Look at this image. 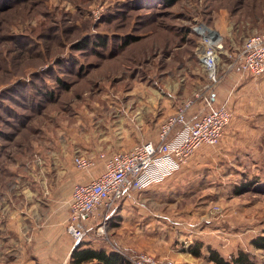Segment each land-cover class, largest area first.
<instances>
[{"label": "rangeland", "instance_id": "374dc122", "mask_svg": "<svg viewBox=\"0 0 264 264\" xmlns=\"http://www.w3.org/2000/svg\"><path fill=\"white\" fill-rule=\"evenodd\" d=\"M199 33L221 41L216 90L232 118L220 142L181 170L192 174L183 204L195 211L161 237L176 242L201 220L226 259L244 252L264 264L254 243L264 237V75L231 68L264 33V0H0V205L53 227V264H71L75 242L62 223L73 188L103 172L99 156L130 150L114 141L141 132L131 126L143 114L158 133L189 101L188 120L204 112ZM78 154L95 167L77 170ZM92 222L83 242L114 250L111 228L121 221L109 219L102 233Z\"/></svg>", "mask_w": 264, "mask_h": 264}, {"label": "built area", "instance_id": "2783aa9c", "mask_svg": "<svg viewBox=\"0 0 264 264\" xmlns=\"http://www.w3.org/2000/svg\"><path fill=\"white\" fill-rule=\"evenodd\" d=\"M199 36L203 43L200 61L209 85L206 93L196 98L202 97L204 112L199 118L188 120L187 110L195 105V100L189 101L162 125L156 142L148 141L128 151L99 156L103 172L88 183L77 184L71 193L66 230L75 242L74 247L84 241L92 221L101 220L97 232L102 233L120 203L134 201L147 187L164 183L180 172L200 148L217 145L222 139L232 118L227 101L221 102L216 90L221 80L222 44L207 33ZM231 68L252 77L264 75V33L253 35L244 43ZM73 162L82 172H89L96 164L79 154ZM114 250L130 264H163L148 253L129 254L118 247Z\"/></svg>", "mask_w": 264, "mask_h": 264}, {"label": "crops", "instance_id": "0c3cea01", "mask_svg": "<svg viewBox=\"0 0 264 264\" xmlns=\"http://www.w3.org/2000/svg\"><path fill=\"white\" fill-rule=\"evenodd\" d=\"M145 115L137 120L132 119L135 120V125L131 127L140 126L141 132L132 128L130 139H116L115 147L128 150L137 144L158 140L160 130L158 133L157 131L152 133L149 119L145 118ZM162 120L159 119L157 122ZM191 175L189 170L180 171L160 185L147 187L136 195L134 201L120 203L110 218L113 223L121 221L119 226L111 228L117 247L129 254L149 253L160 259L163 264H215L210 261V251L221 252V249H216V243L219 244L220 240L208 236L211 231L201 220H198L200 224L198 228H192L191 232H179L176 242H173L172 238L161 237L160 230L172 231L173 227H178L176 222L184 221L195 211L192 205L183 204V198L190 192L187 184ZM90 176L92 180L98 175ZM22 213L21 205H0V264H53V227L47 230L48 226L45 224L39 228L42 225L36 218L31 219ZM34 213L35 216L38 213L37 206ZM67 219L68 217L62 223L65 231ZM43 228L45 230H42ZM87 242H83L84 247L101 248L93 242ZM195 243L203 245L200 257H195L191 253ZM71 253L68 254L69 259Z\"/></svg>", "mask_w": 264, "mask_h": 264}, {"label": "trees", "instance_id": "16d2710c", "mask_svg": "<svg viewBox=\"0 0 264 264\" xmlns=\"http://www.w3.org/2000/svg\"><path fill=\"white\" fill-rule=\"evenodd\" d=\"M158 1V0H157ZM163 3L167 6L175 5L178 0H162ZM105 44V43H104ZM57 81L61 82L60 79ZM24 98H29L31 100V107H33V101L31 96L24 95ZM255 245L260 248L264 249V237H259L254 241ZM203 245L201 243H195L194 247L191 248V253L195 257H200L201 255V248ZM210 261L214 262L215 264H254L250 257L241 252L236 257H231L226 259L220 252L218 251H211L210 252ZM71 264H129V262L119 253H114L107 250L104 247L100 249H93L90 247H84L83 242L77 244L73 249L70 257Z\"/></svg>", "mask_w": 264, "mask_h": 264}]
</instances>
